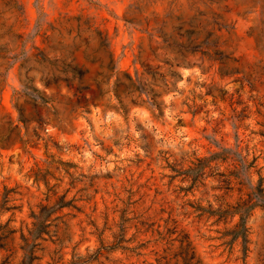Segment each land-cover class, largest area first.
Returning a JSON list of instances; mask_svg holds the SVG:
<instances>
[{
    "label": "rangeland",
    "instance_id": "374dc122",
    "mask_svg": "<svg viewBox=\"0 0 264 264\" xmlns=\"http://www.w3.org/2000/svg\"><path fill=\"white\" fill-rule=\"evenodd\" d=\"M0 264H264V0H0Z\"/></svg>",
    "mask_w": 264,
    "mask_h": 264
},
{
    "label": "trees",
    "instance_id": "16d2710c",
    "mask_svg": "<svg viewBox=\"0 0 264 264\" xmlns=\"http://www.w3.org/2000/svg\"><path fill=\"white\" fill-rule=\"evenodd\" d=\"M213 155H215V153H214V154H212V156H213ZM209 208H210V207H209ZM242 216H243V215H242V213H241V214H240V217H242Z\"/></svg>",
    "mask_w": 264,
    "mask_h": 264
}]
</instances>
